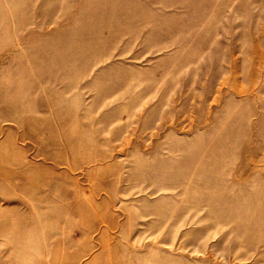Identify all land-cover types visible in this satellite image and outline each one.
Wrapping results in <instances>:
<instances>
[{"label": "rangeland", "instance_id": "1", "mask_svg": "<svg viewBox=\"0 0 264 264\" xmlns=\"http://www.w3.org/2000/svg\"><path fill=\"white\" fill-rule=\"evenodd\" d=\"M0 264H264V0H0Z\"/></svg>", "mask_w": 264, "mask_h": 264}]
</instances>
